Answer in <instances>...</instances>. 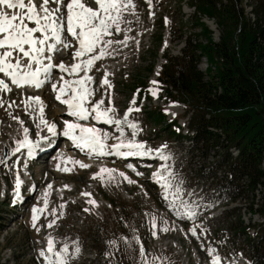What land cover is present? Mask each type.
Returning <instances> with one entry per match:
<instances>
[{
  "label": "snow or ice",
  "instance_id": "obj_1",
  "mask_svg": "<svg viewBox=\"0 0 264 264\" xmlns=\"http://www.w3.org/2000/svg\"><path fill=\"white\" fill-rule=\"evenodd\" d=\"M145 2L150 9L149 16L154 15L151 11L154 0H145ZM129 16L134 17L137 22L139 21L135 0H0V73L3 74V78H0V91L5 93L11 91L9 83L6 81H9L17 89L25 87L42 89L51 81L53 71L57 68L61 73L67 72L69 76L82 73L74 79L65 80L61 76L59 81L51 83V88L56 94L55 98L67 105L68 115L72 117V119L63 120V127L59 134L67 137L82 152L86 151L88 156H103L112 153L121 157L155 155L160 161H168L171 156L166 154V144L152 148L145 142L136 139V134L140 130L138 122L128 119L130 113L139 111L138 108L133 107L136 103L135 95L130 102L133 106L125 110L121 118H116V110L112 105L110 94L107 105H105L104 97L98 100L92 99L99 91V89L91 87L93 77L89 75L95 62L106 56L114 55L115 47L113 46L127 47L130 40H135V37L129 34L132 31L129 27L132 23ZM165 23H168L166 17ZM30 24L32 26H29ZM114 33H122L123 39H113ZM139 34L138 32L137 35ZM135 42L139 43V41ZM166 44L167 42H165V46ZM69 49H74L72 52L74 62L70 65H65L63 61L59 64L54 63L57 56ZM107 75L108 73L105 71V77ZM150 83L157 85L158 81L153 80ZM105 85L107 88L104 91L107 92L112 85L106 78L101 79L100 86L103 88ZM149 91L152 90L149 89ZM152 95L155 97L156 92L152 91ZM65 96L67 98L62 99ZM3 103L4 101L0 100V105ZM23 103L25 112H28L29 109L33 112L39 111L40 119L37 128L42 127L47 132V135H44L42 131H37L36 139H30L29 129L23 126L24 122L19 117H12L21 124L23 136L14 141L16 147L12 148L11 152L16 153L21 149H26L31 157L42 148V141L47 142L45 146L51 144L52 138L58 135V126L44 118V102L40 96H29ZM8 106L11 107L12 104L10 103ZM85 121L89 123L86 124ZM91 121H103L106 124L115 125L116 131L120 135L111 136L109 132L92 125ZM124 125L132 129L131 138L125 137ZM110 138L115 142L109 144ZM0 152L3 150L0 149ZM73 163L82 168L89 167L78 160ZM0 164H5V160H0ZM57 167L61 171L71 170L68 167L60 169L59 164ZM128 167L131 168L132 165H128ZM117 171L100 167L98 172L93 173V178L99 177L103 182V174L106 173L109 179H113V173ZM136 174L141 175L142 173L137 172ZM119 175L129 183H135L128 179L124 172H119ZM152 178L160 185L161 195L177 216L188 219L195 218L196 213L192 205L180 198L183 181L178 180L172 165L160 163L152 172ZM22 184L23 181L17 173L14 180L13 203L21 199ZM50 187L49 184L45 189V197H47V189ZM82 195L90 196V193H82ZM87 202L93 205L96 203L91 199ZM64 206L63 203L59 205L60 216L64 215ZM46 207L47 199H45L43 207L38 208L34 205L31 209L32 226L36 228L37 232L40 231L36 227V222L39 219L38 213H43ZM84 211L87 212L89 209L85 208ZM55 214L56 209L53 208L52 215L55 216ZM160 219L163 220V218ZM55 223L56 219H52L45 226L50 228ZM149 223L153 228L152 235L155 237L157 235V217L152 215ZM168 230L167 221H163L160 231ZM136 231L135 228H132L133 235L131 237L121 236L120 240L128 247H131L132 241H135L139 245L140 264H150L145 255V248L140 243V238L135 235ZM189 231L193 235H197L195 228H191ZM46 239V248L38 250V255L43 258V264H71V259L80 252L78 241L72 242L73 249L69 251L67 243L63 244L59 250H55L53 237L49 235ZM107 243L115 251L119 241L113 239ZM207 251L211 255V264H220V257L211 248H208ZM105 255L112 256V252H106ZM157 260H161L163 264L162 258L152 257L153 264Z\"/></svg>",
  "mask_w": 264,
  "mask_h": 264
},
{
  "label": "rangeland",
  "instance_id": "obj_2",
  "mask_svg": "<svg viewBox=\"0 0 264 264\" xmlns=\"http://www.w3.org/2000/svg\"><path fill=\"white\" fill-rule=\"evenodd\" d=\"M138 7H137V13L139 15V21L137 22L134 17L129 16V19L132 20V23L129 25L131 27L132 32L131 35L136 38L135 41H139L137 44L134 40H131V42H128L127 47H118L115 49V54L112 56L113 58L110 59V62L107 64H118V66H115L111 68L113 69V72L111 74L112 83L114 86V93L111 95L114 100L116 101L115 107L118 109L119 113L121 114L122 111L127 108L128 106H132L130 102L133 100V96L136 94V88H134L136 85L138 77H144L147 78L146 80V86L150 84L149 78L154 76L153 73V66H155V63L160 62L164 63L165 60V54H169L171 57L178 56L181 54L180 44L184 42V38L190 37L193 40V44L198 41L202 43H207V37H205L204 34H201L200 36H197L198 32L200 31V20L203 17V13L200 12V14L197 16L195 21V16L197 13L195 12V9L192 7L191 0H158L159 4L158 7L154 8V15L149 16V8L148 5L144 3L143 0H137ZM226 1V0H223ZM259 1V0H257ZM256 2L254 0H239L237 3V12L241 8H243V16H249V10L252 4H255ZM154 4V2H153ZM186 4L188 8H186ZM250 4V5H249ZM217 7H220V4L216 5ZM153 8V6H152ZM186 10H189V13H186ZM197 10V9H196ZM198 11V10H197ZM165 17L167 18L168 23H165ZM251 17V16H249ZM206 19V17H204ZM153 20H155V25H153ZM211 25L208 24V28ZM212 26L210 27V29ZM212 30V29H211ZM146 33V35H139V38L137 37V33ZM194 33V34H193ZM221 35H218L216 37L215 32L212 30V34L209 33V38L212 43H218L219 37ZM162 38H166V41L161 42ZM171 40L169 41V39ZM140 39V40H139ZM121 40V39H120ZM165 42H167L165 46ZM116 48V47H115ZM123 48V49H122ZM119 50V53L117 55V51ZM163 53H165L163 55ZM195 54L199 55V59L195 57V64L198 70H201L202 67L204 68V65L207 64L205 54L200 53L199 49H196ZM117 55V57H116ZM162 58H161V57ZM107 61L105 59L103 62H100L96 67L94 68L95 73L97 74L96 77L101 78L103 74L102 65ZM162 65V67H163ZM165 66V65H164ZM117 67V68H116ZM162 69V68H161ZM164 87L168 86L166 78H163ZM20 90V89H19ZM22 91V90H20ZM23 92V96L26 98L27 93L25 91ZM25 92V94H24ZM103 91L102 89H99L97 91V96L100 97L102 95ZM29 94H31L29 92ZM262 94H264V87L262 89ZM38 94H33V96H36ZM165 95V94H164ZM163 95V96H164ZM162 96V97H163ZM12 97L14 100H3V106L0 107V122L3 121L5 118V109L8 108V105L11 103V111L16 115H22L24 110V103L23 100L20 97L19 91L16 92V94H12ZM42 97L44 99H47V102L49 103L51 101V98L49 97V94H42ZM151 100L148 97H142L140 101H137L135 104V108L142 109L140 113H133L131 115L132 119H137L138 125L140 127H143L140 129V139H146L147 143L153 144V146H158L160 143H162L163 140H165L166 134L168 133V128L166 127L167 119L169 118L166 116L164 121H161L160 123L155 122V120L151 117L150 110H156L155 109V103L156 104H162L164 103L163 110L166 111V106L168 103H170L168 100ZM176 99L179 101H182V99L177 94ZM15 102V103H12ZM144 105V107H142ZM174 105H176L174 103ZM191 105V104H189ZM169 108V107H168ZM260 112L264 114V104L260 105ZM177 109V107L175 108ZM174 109V110H175ZM185 108H181V110H184ZM59 110V111H58ZM30 111V110H29ZM48 111L53 116L51 117L52 122L56 123L58 126V129L60 127V124L58 122L59 118L62 117L63 109L61 110L59 107L51 106L49 103ZM59 113H57V112ZM57 114H56V113ZM60 114V115H58ZM62 114V115H61ZM35 115V114H34ZM185 116L184 122L187 120V117ZM254 116H257L254 115ZM27 119L31 118L29 115L26 114ZM59 117V118H58ZM63 118V117H62ZM57 119V120H55ZM50 120V121H51ZM61 121V120H60ZM62 122V121H61ZM86 123L88 121H85ZM179 122V121H178ZM180 123V122H179ZM37 125V124H36ZM61 124V128H62ZM166 127V128H165ZM62 130V129H61ZM45 131H42V134H45ZM184 133V132H182ZM249 133V132H248ZM3 134V133H2ZM36 132L33 133L34 137H36ZM3 138H7V134H3ZM46 135V134H45ZM13 137L15 134L12 135ZM170 139L168 140L170 143L168 144V151L178 153L179 150L181 152V157L178 158V161H181L182 164H185L186 162V170H182L179 172L181 177L178 180H182L183 183L181 185L183 191L188 194H196L202 191L199 184L205 183L203 179H199V168L201 167L199 164H207L208 161H210L209 157L206 156L205 159H199L198 161L193 162H187L186 159L188 158V155H190V151L188 150V146L191 141L184 138L177 139L176 137L170 136ZM248 137L246 136L243 141H245ZM63 139V138H62ZM1 146V145H0ZM178 147V149H177ZM221 149V148H220ZM75 151L73 152V154ZM41 160L44 158V155L39 156ZM49 159L52 160L55 158L53 155L47 156ZM76 159H85L82 156H75ZM185 161H183L182 160ZM186 158V159H185ZM0 160H3L0 158ZM55 162L56 160H53L51 163H46V165L43 164H36L35 169L38 172V174L32 176V182L36 184V186H46L47 183H49V180L46 182H38V176L44 175L46 173L49 177H55L57 179V182H59V178H65L68 181V184H73L71 188L66 190L67 196H62L60 200L54 201L51 203L46 210H52L55 208L56 210H61L59 208L60 204H64L63 213L64 216L67 217L65 219L63 216H60V212L55 214L53 216L54 219H56V223L54 224V232L56 233V228H59L62 230L63 238L66 241H78V245H82L83 241L80 240L79 236L83 235L86 237L87 234H91L93 232V228H90L88 231L83 230L84 226L90 222V215L89 211L94 210V205L87 203L91 209L89 211L85 212L84 209L88 208V205L84 204L83 201H86L85 198L80 196V188L85 187L87 188L89 184L92 182H97V186H99L96 190V198L97 200H100L101 197H104L109 202L110 206L106 208V214H107V220L106 223L109 224V226L113 227V224H115L113 220L114 214H117V208L116 206H120L119 210H135L136 207H138L140 200L144 204V209L148 212L149 221L152 215H155L157 217V227L156 232L157 235L155 238V244L149 248L150 252L145 251V255L147 259L149 260L150 264H153L152 257H157L159 253L162 254L163 264H168L166 262L164 255L166 254L167 250H170L172 252V255H170V264H174V262H178L179 264H186L188 263V259L192 262H197L198 254L196 252L195 245L198 244L199 246H203L205 243L204 241L195 243L193 239H189L186 235H184L181 232L180 228L178 227V223L172 219L169 218L172 217L171 214L165 211V204L164 201L161 198V192L159 189L155 188L153 184L149 180H142L139 177H133L132 181H135V183H127L123 179H121L119 176H117L115 173H113V179H109L108 174L104 175L103 182L99 177L93 178V173H96L99 171L100 168H83L80 169L77 166H73L70 168L69 165H66L65 167L70 168V171H66L67 173L62 174L55 170ZM116 164L107 163L101 165L100 167H109L111 169H119L120 171H125L126 174H129L126 170V168L119 166L123 163L121 162H115ZM125 165V164H124ZM9 167V166H7ZM63 166H60V168H65ZM126 167V166H125ZM225 169L228 168L227 165H225ZM54 168V169H53ZM92 169V170H91ZM0 177L2 179L0 180H8L11 177V172L13 169H6L2 168V164H0ZM55 170V171H54ZM152 175V172L149 173ZM128 177V176H127ZM100 184H99V183ZM143 190V191H142ZM261 187L259 186L256 190L255 194V200H258L261 196L260 193ZM92 193L94 192L91 190ZM137 192V203L134 207H131L130 205L128 208L124 209L122 208L120 201H123L124 203H134L131 197L129 196H135V193ZM71 195L69 198L68 196ZM37 197L34 198L32 195L30 197V204L28 209L31 210L34 205L37 204ZM254 199V196L249 194L247 200H238L233 203V206L235 204L241 205V208L239 210L232 209L231 211L227 212L223 217H219L217 221L211 220V221H202V218L206 215L205 212L201 214L199 219L197 221H194L193 224L196 227L197 232H199V228L202 230L207 231V238L212 241L213 239H221L223 243L227 242L228 240L233 241L235 244H245L247 239L244 236H236L233 234L234 230H238V228L253 223L251 220H255L257 217H260L258 214L251 215L248 210L249 203L252 202ZM68 201H72L74 203H69ZM36 202V203H35ZM31 206V209H30ZM98 207L96 206V209ZM7 209V210H6ZM247 209V210H246ZM112 210V211H108ZM21 215L18 214V217L22 218L23 222L18 230L16 231H5L3 228V225L5 223H9V220L7 219L8 216H10V210L9 207H7V204L0 203V262L4 258H7L5 262L7 261L9 264H34L32 259H30V249L29 246L32 242H34L37 237L39 238L42 235L43 229L41 228L40 231L37 233L36 230H31L27 221L28 215L23 214V211H21ZM113 214V215H112ZM5 219H4V218ZM202 217V218H201ZM52 218V217H51ZM160 218H163L161 220ZM42 218L38 220V228L40 227ZM163 221H167V227L168 231H160V227L163 223ZM184 228H190L191 226L189 223H182ZM25 225V226H24ZM30 229V230H29ZM29 230V231H28ZM230 232H228V231ZM149 231L152 233L153 228L150 225ZM96 232V231H95ZM98 236H100V233H97ZM141 236V233L139 232V237ZM29 242L28 246L25 247V243ZM140 243L144 246L143 240L140 238ZM164 246H167L166 250H161V248H164ZM118 247H121L123 250V254L125 256L129 255V251L124 246H120L118 244ZM242 248V246H239ZM223 249H221L222 251ZM243 255H245L239 264H242L244 261V264H251V260L253 261L255 258H253L251 255H249L250 250L246 247L242 248ZM108 251H113V249L109 246ZM117 252V251H116ZM220 253V251H219ZM235 253V252H234ZM139 255V251L137 253ZM177 254V255H175ZM221 254V253H220ZM223 254L228 256L229 260H232L234 255L232 251H223ZM237 256H240V253L237 254ZM139 260H141V257L139 255ZM126 264H130L126 262ZM134 264H137L135 262ZM154 264H159L158 260L154 262ZM162 264V263H161ZM238 264V263H236Z\"/></svg>",
  "mask_w": 264,
  "mask_h": 264
},
{
  "label": "trees",
  "instance_id": "obj_3",
  "mask_svg": "<svg viewBox=\"0 0 264 264\" xmlns=\"http://www.w3.org/2000/svg\"><path fill=\"white\" fill-rule=\"evenodd\" d=\"M192 2L202 13L213 16L221 27L218 43L211 42L210 31L204 28L207 43H198V49L205 54L210 64L215 65L216 72L213 76L212 73L209 75L217 79L215 85L220 86L222 91L217 95L213 90L214 84L203 82L202 73L195 69L196 46L191 48L189 43L182 55L176 58V63L175 58L171 60L164 76L184 101L192 104V123L199 132L205 130L207 123L221 125L229 139H233L237 131L244 130L249 124H256L252 137L243 148L251 164V167L245 168L254 182L259 176L264 177V170L258 168L264 148V119L254 116V107L263 97L264 87V0H259L254 6L255 19L251 22L243 17L241 9L237 12L239 0ZM175 64L178 65V71L174 70ZM205 115H209L208 120L204 118ZM202 140L207 141V137L202 136ZM239 170L244 171L243 168ZM260 212L264 214V210ZM251 247L257 258L256 264H264V229L259 243Z\"/></svg>",
  "mask_w": 264,
  "mask_h": 264
},
{
  "label": "bare ground",
  "instance_id": "obj_4",
  "mask_svg": "<svg viewBox=\"0 0 264 264\" xmlns=\"http://www.w3.org/2000/svg\"><path fill=\"white\" fill-rule=\"evenodd\" d=\"M251 8V7H250ZM250 16V15H249ZM122 39H123V37H122ZM129 42H131V40L129 41ZM118 47H120V46H118ZM113 56V55H112ZM112 56H106V57H109V58H111ZM105 57V58H106ZM109 62H110V60H109ZM109 62H107L105 65H104V67H103V69L107 72V73H109V71L111 70V68L112 67H114V65L115 66H118V64L116 63V64H109V65H107ZM117 68V67H116ZM103 73H104V71H103ZM59 75H60V77L61 76H63V78L65 79V80H67V79H74V78H76V76L77 75H73V76H66V75H64V73H61V72H59ZM79 75H82V73H80ZM89 75H91L92 77H93V75H92V69L89 71ZM52 76H56V75H54V74H52ZM9 86H10V84H9ZM20 90H22V91H28V92H30V93H32L33 91H35V93L34 94H38V89H35V88H27V87H25V88H21ZM30 96V95H29ZM28 95L26 96V100H27V98L29 97ZM36 96H39V95H36ZM57 102H62L61 100H58ZM33 104H34V102H32ZM169 110H174L176 107H177V105H174V103H172V104H169ZM30 111L31 112H33L31 109H30ZM59 111V110H58ZM57 112V111H56ZM55 112V113H56ZM35 115H33L34 117L35 116H37V118H38V115H39V111L37 110L36 112H33ZM57 113H59V112H57ZM56 113V114H57ZM63 113L64 114H67V113H65V109H63ZM44 118L46 119V118H48V116H47V114H46V112H45V104H44ZM40 119V118H39ZM72 119V118H71ZM55 120H57V119H55ZM59 121H60V118H59ZM50 122H52V120L50 121ZM84 123H86V122H84ZM87 123H89V122H87ZM86 123V124H87ZM92 124V123H91ZM24 127H26V123L24 122V125H23ZM62 127H63V125H62ZM113 128H115V125H113ZM62 129V128H61ZM57 130H58V134H59V132L61 131L60 129H58L57 128ZM22 131V128H20V130L17 132V133H19V132H21ZM35 133V132H34ZM34 136V135H33ZM60 138H63L62 140H61V142L63 143V145L60 147V148H56V153H55V151L52 153V155L55 157V159L59 162V163H68L70 166H72V165H77L79 168H82V167H80L78 164H75V163H73V161H76V160H78V161H81L82 163H84V164H87V165H89V164H94V165H98V163H97V161H99V159H101V160H106L103 156H97V155H93V156H87L86 158H87V160H82V159H76V158H74V154H73V149H72V147L74 146V145H71V144H69V141L67 140V138H64V137H60ZM64 139H66L65 141H63ZM56 140V138L55 137H53L52 138V142H51V144L54 142ZM41 144H42V148L41 149H39L37 152H40L38 155L40 156V155H44L45 157L44 158H42L43 160L45 159V162H50V160H48L49 158L47 157L48 156V153H45L46 151H43L45 148H47V149H49V147L51 146V144L50 145H47V146H45L46 144H47V142H41ZM43 149V150H42ZM80 149H79V151H77V152H79L80 153ZM76 152V151H75ZM23 155H24V153H23ZM52 155H51V157H52ZM111 155H115L114 153H112ZM16 156H18V155H16ZM115 156H117V155H115ZM117 161L118 160H123L124 158L123 157H121V156H117ZM43 160H41V161H43ZM114 162V161H113ZM125 166L126 167H128V165H126L125 164ZM71 168V167H70ZM109 168V167H108ZM54 169V168H53ZM57 170H59V169H57ZM92 170V169H91ZM116 170H118L116 173H117V175L118 176H120L119 175V172H123V171H120L119 169H116ZM55 171V170H54ZM67 173V172H66ZM124 173L126 174V172L124 171ZM126 176H127V174H126ZM121 177V176H120ZM129 178V177H128ZM48 184V183H47ZM46 184V185H47ZM48 186V185H47ZM47 186L43 189V192H45V189L47 188ZM47 190H49V188L47 189ZM61 190H62V186L59 184V187H58V191L59 192H61ZM83 193H85V192H83ZM37 199V198H36ZM36 203V202H35ZM31 204V203H30ZM35 206H37L38 208L39 207H41V206H38V205H35ZM31 209V208H30ZM236 264V263H235Z\"/></svg>",
  "mask_w": 264,
  "mask_h": 264
}]
</instances>
